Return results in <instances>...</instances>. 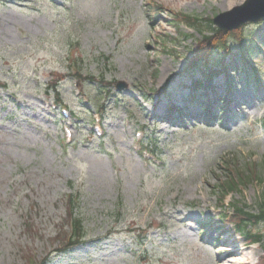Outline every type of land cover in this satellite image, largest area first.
Listing matches in <instances>:
<instances>
[{
  "label": "rangeland",
  "instance_id": "1",
  "mask_svg": "<svg viewBox=\"0 0 264 264\" xmlns=\"http://www.w3.org/2000/svg\"><path fill=\"white\" fill-rule=\"evenodd\" d=\"M245 1H0V264L57 249L71 194L87 243L50 264H264L263 247L223 221L216 190L226 160L257 173L225 199L227 214L236 201L255 211L264 197V22L244 28L243 56L230 40L228 75L209 80L186 71L208 27L178 17L213 19ZM76 64L84 80L72 76ZM195 80L207 87L191 90ZM226 89L222 122L189 119L203 101L218 114ZM53 105L77 121L57 123Z\"/></svg>",
  "mask_w": 264,
  "mask_h": 264
},
{
  "label": "trees",
  "instance_id": "2",
  "mask_svg": "<svg viewBox=\"0 0 264 264\" xmlns=\"http://www.w3.org/2000/svg\"><path fill=\"white\" fill-rule=\"evenodd\" d=\"M153 12H155L157 17L161 13V11L159 12V9ZM178 17L180 22L183 23V21H185V25L190 28L200 29L203 28L205 24L206 27H208L209 33L202 36L193 52L194 59L189 63L192 69L203 68V70H207L213 64L216 65L221 63L225 57V54H228L233 48L230 44L231 39L235 41L236 45L239 44L238 47H240V51L243 53V49H245V40L248 39L247 35L243 33L244 29L224 33L220 29L214 28L212 26V19H206L203 21L194 16L183 15ZM177 18H175L174 21L179 22V19ZM251 43L253 44V42ZM220 59L221 61L219 62ZM248 73H250L248 70H243V74L246 75L245 80L247 82H249V78L247 76ZM243 74L241 76L244 77ZM94 79L95 78H92V80ZM107 84L110 86L109 83ZM51 85H53L52 88L57 90V83L52 82ZM167 89L168 87L166 86L164 88V93H167ZM109 93L110 95L112 94L110 90L108 91V94ZM99 108L103 110L104 105H100ZM206 110L210 112L211 109L208 107ZM222 163L225 167V173L219 177V184L216 186V190L220 194L221 205L223 208H225L224 202L228 195L237 190L239 187H242L244 184L247 185L256 179L257 173L255 172L256 166H251V168L249 167L250 165H248L246 169L238 171L235 169V166L232 162L223 160ZM66 204L68 206L67 221L71 222V227L67 233L63 232L59 235H63V238L61 239L59 247L54 250L56 253L65 252L68 249L74 248L84 243L87 239V233L83 225V220L79 218V216L75 215V209H77L76 205H78V197L74 194L69 195L66 200ZM229 207L231 208L230 210H232L231 215L228 216V214L225 213L223 218L228 217L230 219L229 221L232 222L236 231L243 236L247 244L259 243L264 249V235L260 230H258V226L260 224H264V197L263 200L257 204L255 211H252L251 208L239 201L232 203L229 205ZM225 212H227L226 209ZM51 255L52 253H48V255L41 261H36L35 258H29L28 261L29 264H45L50 260Z\"/></svg>",
  "mask_w": 264,
  "mask_h": 264
},
{
  "label": "water",
  "instance_id": "3",
  "mask_svg": "<svg viewBox=\"0 0 264 264\" xmlns=\"http://www.w3.org/2000/svg\"><path fill=\"white\" fill-rule=\"evenodd\" d=\"M264 19V0H246L244 4L231 11L216 16L214 25L225 32L237 30L248 23ZM120 89H125V84L119 83Z\"/></svg>",
  "mask_w": 264,
  "mask_h": 264
},
{
  "label": "bare ground",
  "instance_id": "4",
  "mask_svg": "<svg viewBox=\"0 0 264 264\" xmlns=\"http://www.w3.org/2000/svg\"><path fill=\"white\" fill-rule=\"evenodd\" d=\"M221 31H223V30H221ZM224 33H229V32H231V31H228V32H225V31H223Z\"/></svg>",
  "mask_w": 264,
  "mask_h": 264
}]
</instances>
